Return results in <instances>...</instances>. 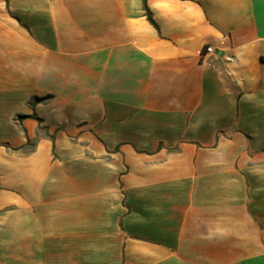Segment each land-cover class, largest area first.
Returning a JSON list of instances; mask_svg holds the SVG:
<instances>
[{"label":"crops","instance_id":"obj_1","mask_svg":"<svg viewBox=\"0 0 264 264\" xmlns=\"http://www.w3.org/2000/svg\"><path fill=\"white\" fill-rule=\"evenodd\" d=\"M0 264H264V0H0Z\"/></svg>","mask_w":264,"mask_h":264},{"label":"built area","instance_id":"obj_2","mask_svg":"<svg viewBox=\"0 0 264 264\" xmlns=\"http://www.w3.org/2000/svg\"><path fill=\"white\" fill-rule=\"evenodd\" d=\"M217 51L215 46L207 44L203 48V51L201 52V56L205 57L207 55H216Z\"/></svg>","mask_w":264,"mask_h":264},{"label":"trees","instance_id":"obj_3","mask_svg":"<svg viewBox=\"0 0 264 264\" xmlns=\"http://www.w3.org/2000/svg\"><path fill=\"white\" fill-rule=\"evenodd\" d=\"M150 17V16H149Z\"/></svg>","mask_w":264,"mask_h":264}]
</instances>
